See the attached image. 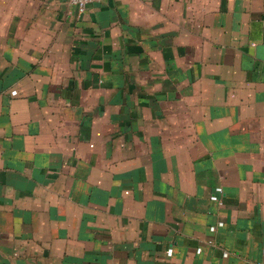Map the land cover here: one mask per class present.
<instances>
[{"label":"crops","instance_id":"0c3cea01","mask_svg":"<svg viewBox=\"0 0 264 264\" xmlns=\"http://www.w3.org/2000/svg\"><path fill=\"white\" fill-rule=\"evenodd\" d=\"M0 264H264V0H0Z\"/></svg>","mask_w":264,"mask_h":264},{"label":"built area","instance_id":"2783aa9c","mask_svg":"<svg viewBox=\"0 0 264 264\" xmlns=\"http://www.w3.org/2000/svg\"><path fill=\"white\" fill-rule=\"evenodd\" d=\"M69 3L75 7H77V9L80 11V12H84L87 8V5L93 1H96V0H68ZM217 191L220 193L222 191L221 188H218ZM214 199H217V196H214L213 197ZM214 228V227H213ZM212 228V229H213Z\"/></svg>","mask_w":264,"mask_h":264}]
</instances>
